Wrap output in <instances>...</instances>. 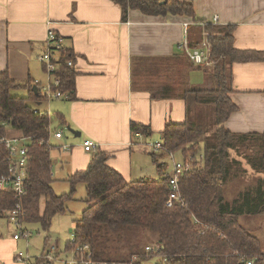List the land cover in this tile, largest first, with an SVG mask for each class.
Segmentation results:
<instances>
[{
	"label": "trees",
	"instance_id": "trees-1",
	"mask_svg": "<svg viewBox=\"0 0 264 264\" xmlns=\"http://www.w3.org/2000/svg\"><path fill=\"white\" fill-rule=\"evenodd\" d=\"M110 1L120 7L122 20L127 18L129 10L146 15L195 18L189 2ZM204 29L209 62L195 66L202 71L203 81L193 85L187 80L191 61L183 52L176 56V66L169 69L177 71L173 82L151 89L154 98L179 97L186 104L185 119L168 121L159 133L161 153L149 152L161 173L158 179L126 181L106 163V153L97 149L86 169L68 176L70 191L56 193L52 186V146L48 142L52 117L36 105L48 98L38 89L35 92L32 82L20 83L7 72H0V137L8 136L11 130L29 139L21 198L20 219L24 224L38 223L48 230L53 216L66 211L76 184L83 183L86 206L80 217L73 219V240L66 247L72 250L78 245H88L95 264H140L153 251L162 256L164 264H246L247 261L264 264V236L253 231L243 219L264 218V135L232 132L224 127L226 119L237 109L230 98L233 63L264 61V53L236 48L232 24L206 23ZM71 59L68 49L61 48L56 54L55 75L59 84L54 88L66 99L75 98L76 72L67 65ZM18 90L26 93L20 94ZM205 108L211 110L215 126L211 137L198 122ZM131 131L151 135L148 125L131 123ZM170 152L189 158L191 168L178 177L181 200L168 204L171 173L166 172V163L159 160ZM7 157L5 146L0 143V176L7 171ZM227 183L243 190L236 188L235 194L228 197ZM15 203L11 192L0 191V217ZM259 229L263 230L264 226L261 224ZM153 242L152 247L149 243ZM38 258L32 264H49Z\"/></svg>",
	"mask_w": 264,
	"mask_h": 264
},
{
	"label": "crops",
	"instance_id": "crops-1",
	"mask_svg": "<svg viewBox=\"0 0 264 264\" xmlns=\"http://www.w3.org/2000/svg\"><path fill=\"white\" fill-rule=\"evenodd\" d=\"M177 1L191 3L195 18L129 10L122 20L120 7L110 0H0V72L20 83L38 80L43 84L46 75L38 57L45 50L49 27L62 37V48L72 54L75 98H52L60 124L54 130H62L63 137L52 135L51 169L57 164L66 168L65 182L69 175L87 168L97 149L106 153V163L126 181L160 178L149 143L160 141L159 133L168 121L185 119L186 104L179 97L154 98L151 89L173 82L177 71L169 69L183 53L182 42L186 38L190 47H200L206 41V23L234 25L236 48L264 53V0ZM189 63L187 80L193 85L201 83L202 71ZM232 76L230 98L237 109L224 127L264 135V61L235 62ZM18 92L25 94L26 90ZM52 99L36 103L37 108L49 113ZM131 123L148 125L151 135L132 132ZM68 127L74 130H67L74 139L65 135ZM8 136L22 135L10 130ZM87 139L95 144L88 152L81 146ZM63 144L70 149L63 151ZM159 162H165L166 172H172L170 161L168 165L163 157ZM259 219L264 223V218ZM19 240L9 230L0 234V264H22L13 257L22 252ZM24 244L26 249L28 241Z\"/></svg>",
	"mask_w": 264,
	"mask_h": 264
},
{
	"label": "built area",
	"instance_id": "built-area-1",
	"mask_svg": "<svg viewBox=\"0 0 264 264\" xmlns=\"http://www.w3.org/2000/svg\"><path fill=\"white\" fill-rule=\"evenodd\" d=\"M214 19H217V16H214ZM187 24H184V38L186 36ZM45 50L38 57L39 62L43 66L44 73L46 75V83L41 84L38 80H34V85L37 89L45 95L46 98L52 99L57 97H63L62 93L55 89L54 87L59 84V78L55 75V70H57L56 54L62 48V37L57 34L51 27L47 29L46 32V41H45ZM182 51L186 53L189 60L194 64H207L209 62V49L207 41L201 42L200 47L192 48L189 46L187 39L185 38L181 44ZM67 65L72 66V61L68 60ZM54 138L60 139L63 137V131L57 130L53 133ZM49 142V140H48ZM0 143L5 146V150L8 153L7 157V171L5 174L0 176V191H9L13 194V197L16 199L14 206L7 210L0 217V234L4 231L8 232L10 226L13 227L12 238L14 240L28 239L32 236V233L23 226V222L20 219L22 214L21 198L24 195V180L26 178V167L28 163L29 155L27 153V144L29 139L26 137H10V136H1ZM50 143V142H49ZM52 146V145H51ZM84 151L88 152L94 148L95 144L92 140H83L81 143ZM149 147L153 151H160L162 149L161 142H152L149 143ZM63 151H68L70 145L63 144L61 146ZM169 157L174 158V153H169ZM191 168V163L189 158H182L179 161L172 162V172L169 179L170 193L168 195V204L171 201L181 200L178 187V177L184 172L188 171ZM148 249V248H147ZM51 252V254H50ZM53 249L50 250L47 254L44 255L45 260L51 264V262L57 258L53 253ZM73 258L68 262V264H95L91 258L90 253L88 252V245L76 246L72 249ZM75 252H78L75 254ZM14 260L22 264H32L37 258H32L27 253L16 252L13 255ZM246 264H251V261H247Z\"/></svg>",
	"mask_w": 264,
	"mask_h": 264
},
{
	"label": "rangeland",
	"instance_id": "rangeland-1",
	"mask_svg": "<svg viewBox=\"0 0 264 264\" xmlns=\"http://www.w3.org/2000/svg\"><path fill=\"white\" fill-rule=\"evenodd\" d=\"M42 83L45 84L46 80L42 81ZM52 100L53 101L50 102L52 106L48 111H49V115H51L52 117L51 124L53 127L51 129L54 130V127L60 126V124L56 117L57 111L54 107L56 100L55 99ZM203 110L204 111H201V113L198 116V122L202 123L205 126L206 135L208 137H211L214 134L213 131L215 127L212 123L211 110L209 108H205ZM52 130H50L49 142L53 147L54 140L53 139L51 140V138L55 130L53 132ZM64 133L67 137L74 139L71 136V133H69L66 128L64 129ZM52 153L54 155V152ZM181 157L182 156H180V154H175L172 160L168 155H165L164 159H166L168 165L170 161V165H169L170 167L172 166V161H179L182 159ZM65 170L66 168L61 169L60 167H58V164L55 165L52 170V175L54 179L52 185L54 191L58 194L64 192L67 193L70 191V184L67 182V180L66 182L64 181V177H66V173H67V171ZM249 176H251V173H249ZM240 184H241L240 187H242L243 184L242 183ZM225 187L228 197H232L235 194V191H237L235 190L236 188L239 191L243 190V188L235 187L234 183H227ZM85 196L86 194H85L84 184L83 183L76 184L75 191L72 195V199H70L67 202L66 211L63 213H57L56 215L53 216L48 230H43L38 223H29V224L23 223V226H25L32 233V236L28 239V245L26 247L27 250L25 249V244H24L25 240L22 238L18 242L19 244L18 250L27 253L32 258L39 257L38 260H40V259H45L44 255L53 249V251L55 252L53 253L57 258H55L51 262V264H68L65 263V261L69 262L72 259L73 252L71 249L67 250L66 245L68 241L73 240V235L70 232V229H73L74 227L73 219L79 218L81 211L86 206L84 202ZM243 219L246 221V223L253 231L256 230V232L259 233V235H263L262 232L264 229L258 230V227L261 226V224L262 227L264 226V224L261 223L262 221L261 219H259V217L252 216V217H244ZM10 228L11 229L9 230V235H12L14 230L13 227L10 226ZM149 244L152 247L154 246V242ZM140 264H164V261L162 256L156 254L155 251H153V254H151L150 257H145L144 259H142L140 261Z\"/></svg>",
	"mask_w": 264,
	"mask_h": 264
},
{
	"label": "water",
	"instance_id": "water-1",
	"mask_svg": "<svg viewBox=\"0 0 264 264\" xmlns=\"http://www.w3.org/2000/svg\"><path fill=\"white\" fill-rule=\"evenodd\" d=\"M33 89H34L35 92H37V87H36V86H33ZM67 130H68L69 132H71V133H74V130L71 129L70 127H68ZM77 135H78V134H77Z\"/></svg>",
	"mask_w": 264,
	"mask_h": 264
}]
</instances>
